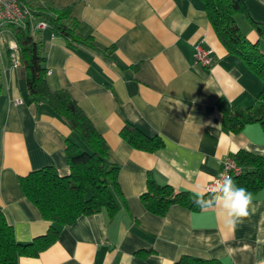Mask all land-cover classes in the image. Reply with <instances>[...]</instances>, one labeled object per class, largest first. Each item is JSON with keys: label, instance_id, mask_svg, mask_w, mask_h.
I'll list each match as a JSON object with an SVG mask.
<instances>
[{"label": "crops", "instance_id": "0c3cea01", "mask_svg": "<svg viewBox=\"0 0 264 264\" xmlns=\"http://www.w3.org/2000/svg\"><path fill=\"white\" fill-rule=\"evenodd\" d=\"M69 9L76 31L94 46L38 30L47 82L66 90L108 146L118 165L117 210L79 215L59 227L56 240L17 264H173L183 256L221 264H264V188L252 194L250 216L234 227L218 208L172 203L163 215L150 212L141 195L147 178L175 190L207 193L222 161L238 150L264 156L258 122L231 132L222 124L219 99L246 108L255 103L261 78L228 54L201 0H23ZM253 12V10H252ZM252 13L241 31L264 51V12ZM214 52V62L194 61V45ZM11 26L0 24V210L19 242L47 232L50 221L23 194L19 177L43 166L69 173L67 123L46 102L27 96L26 69L13 66ZM125 123L163 144L155 151L131 146ZM254 208V211H252Z\"/></svg>", "mask_w": 264, "mask_h": 264}, {"label": "trees", "instance_id": "16d2710c", "mask_svg": "<svg viewBox=\"0 0 264 264\" xmlns=\"http://www.w3.org/2000/svg\"><path fill=\"white\" fill-rule=\"evenodd\" d=\"M201 1L215 34L228 54L239 57L264 82V51L259 48L257 41L247 38L235 21L238 12H247L244 1ZM25 3L33 9L32 17L27 19L23 27H13V30L20 63L26 69L27 96L31 101L46 102L69 126L71 135L65 141L70 171L67 175H60L53 166L47 165L19 177L23 194L37 207L41 216L50 221V225L45 234L30 242H19L13 227L0 210V264H17L21 255H38L56 240L61 225L74 222L79 215L105 210L109 216H113L117 210L114 193L119 191L118 165L107 160L108 146L103 137L66 90L50 88L46 77V57L36 33H32V24L44 20L46 29L52 34L68 41L85 42L91 46L95 44L89 37L78 34L77 22L69 15L67 7L58 8L45 3L35 9L28 2ZM250 19L251 24L261 32L259 22ZM217 107L222 114L223 126L231 132L251 122H258L264 130V85L252 106L238 108L221 98ZM120 135L131 146L146 151H155L163 144L157 135H147L131 123L124 124ZM231 157L241 168L240 173L232 176L237 186L246 188L250 193L264 188V156L240 149ZM194 196L195 193L191 191L175 190L167 183H158L148 177L141 199L150 212L163 215L172 203L199 209L193 203ZM210 196L209 192L204 194L205 199ZM173 264L221 262L183 256Z\"/></svg>", "mask_w": 264, "mask_h": 264}, {"label": "built area", "instance_id": "2783aa9c", "mask_svg": "<svg viewBox=\"0 0 264 264\" xmlns=\"http://www.w3.org/2000/svg\"><path fill=\"white\" fill-rule=\"evenodd\" d=\"M33 9L22 2L21 0H0V24L9 25L13 27H23L28 18L32 17ZM47 28V24L44 20H39L32 24V33H36L38 30ZM11 61L13 66L20 64L19 53L17 45H11ZM193 59L195 62L210 66L214 62V52L210 46L204 45L202 42H198L194 45ZM241 168L235 162V160L229 156L226 157L221 164L219 172L211 179L205 186L206 192L211 193V189L214 187L216 180L221 178V174L228 176H234L240 173Z\"/></svg>", "mask_w": 264, "mask_h": 264}, {"label": "clouds", "instance_id": "9594fccd", "mask_svg": "<svg viewBox=\"0 0 264 264\" xmlns=\"http://www.w3.org/2000/svg\"><path fill=\"white\" fill-rule=\"evenodd\" d=\"M193 203L201 209L218 208L225 217V223L234 227L250 216L252 194L246 188L237 186L231 176L221 174L211 189V196L205 199L204 193H197Z\"/></svg>", "mask_w": 264, "mask_h": 264}, {"label": "rangeland", "instance_id": "374dc122", "mask_svg": "<svg viewBox=\"0 0 264 264\" xmlns=\"http://www.w3.org/2000/svg\"><path fill=\"white\" fill-rule=\"evenodd\" d=\"M245 3V6L247 8V12H238L235 15V21L237 23L238 26L241 27V29L243 28V31L246 30V28H248L247 26H249L251 19H254L255 21H257L252 13H255L254 11L259 8L262 10V12H264V0H243ZM253 10V12H252ZM259 22V21H257Z\"/></svg>", "mask_w": 264, "mask_h": 264}]
</instances>
